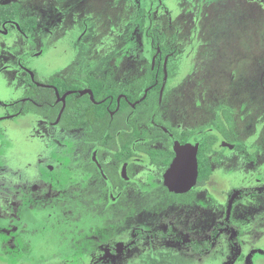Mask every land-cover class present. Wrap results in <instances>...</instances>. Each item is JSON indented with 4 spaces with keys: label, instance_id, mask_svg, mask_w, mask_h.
<instances>
[{
    "label": "rangeland",
    "instance_id": "374dc122",
    "mask_svg": "<svg viewBox=\"0 0 264 264\" xmlns=\"http://www.w3.org/2000/svg\"><path fill=\"white\" fill-rule=\"evenodd\" d=\"M124 1L132 2L0 0V18H5L2 5L20 4L18 20L7 23L9 29L0 24V264H97L104 257L109 264H264V177L238 164L223 167L214 161L211 185H197L185 195L167 191L159 173L143 174L138 192L116 206L109 200L102 203V219L92 218L96 224L80 226L79 231L67 226L65 216L89 217L98 202L86 197H78L79 202L68 197L38 203L10 199L26 190L28 182H37L30 146L36 155L45 154L42 145L65 137L63 130H55L35 112L9 126L11 120L5 116L14 113V98L39 89L28 88L27 72L42 83L71 78L113 65L115 51V63L135 70L137 64L128 57L130 51L140 50L141 32L137 26L127 32L124 24L133 25L134 11ZM134 1L139 7L146 2ZM246 2L250 3L242 8L217 6L202 12L205 21L196 31L188 13L185 34L194 35L195 42L189 41L187 51L176 58L178 70L166 74L160 101L175 109L173 116L182 127L191 125L193 114L201 123L216 108L229 107L244 137L259 147L258 164L264 167V7L251 4L264 0ZM152 11L156 17L160 8ZM31 16L37 19L34 31L19 32L17 25ZM215 27L219 40L227 36L230 41L213 48L208 32ZM11 186L18 188L17 194ZM69 189L74 192L72 185ZM160 219L190 241L180 246L154 234L160 233ZM230 227L242 233L230 237ZM70 235L75 236L74 245ZM203 241L209 244L204 247Z\"/></svg>",
    "mask_w": 264,
    "mask_h": 264
},
{
    "label": "flooded vegetation",
    "instance_id": "af4514ba",
    "mask_svg": "<svg viewBox=\"0 0 264 264\" xmlns=\"http://www.w3.org/2000/svg\"><path fill=\"white\" fill-rule=\"evenodd\" d=\"M124 2L134 11L130 20V24L133 25L124 24L127 32H132L135 26L141 32L140 50L130 51L131 56L128 57L137 64L135 70L130 71L129 68L115 63L119 54L115 51L111 57L113 65L97 67L71 78H54L42 83L33 73L27 72L24 80L28 88L38 87L43 92L37 89V93L34 94L26 90L22 97L14 98L15 100L11 102L10 109L14 108V113L5 116L8 117L7 120H11L9 124L11 126L16 119L25 121V117H32L35 112V115H39L55 130L64 131L63 140L53 143L54 145L51 143L42 145L45 154L36 155L34 147L30 146V152L35 158L33 162L37 182L31 179L32 182L27 183L29 186L26 190L23 189L18 196H10V199L23 197L24 201L31 199L33 203H38L68 197L79 202L78 197H86L98 202L97 211H90L89 217H70V214L65 216L68 220L67 226H74L78 231L81 230L80 226L95 225L92 218L98 221L102 219L101 211L108 200L111 206H116L127 201L131 194L138 192L143 174L159 173L166 190L180 195L190 193L197 185H211L210 176L214 161L223 167L226 165L235 167L238 164L244 169L247 167V171L256 172L264 177V167L258 164L259 147L247 141L240 131L237 116L229 107L224 105L216 108L212 116L204 117L201 123H197V115L193 114L190 118L191 125L182 127L184 125H179L173 116L175 109L160 101V96L167 87L166 74L169 71L173 74L178 70L176 58L187 51L189 41L195 42L192 41L194 35L185 34L187 29L184 28V20L190 18L188 13L193 15V18H190L191 28L196 31L205 21L202 12L217 6L236 5L242 8L250 2L146 0L142 7L134 0L130 3ZM134 3L139 8H135ZM251 4L264 7V4L256 2ZM155 6L156 9L160 8V13L156 17L155 11H152ZM2 14L5 18H0V24L7 29H9L7 23L18 20L7 15L4 10ZM21 22L16 27L19 32L34 31L26 29ZM217 28L208 32L211 40L209 45L213 48L218 47L223 40L230 41L228 39L230 37L227 36L219 40L215 35ZM112 66L116 68H111ZM118 80L126 82L123 84ZM176 81L175 79L171 87ZM47 93H51L49 97ZM175 142L198 145L197 179L190 190L182 193L170 191L163 181V174L175 156ZM203 147L209 165V171L206 173L200 171L199 159ZM21 153L26 157L24 151ZM1 166L0 161V168ZM70 185L73 186L74 192L69 189ZM11 187H14L13 192L17 194L18 188ZM52 187L54 188L51 189ZM92 187H97L93 193L89 192V188ZM158 224L160 233L154 234L161 235V239L165 241L172 239L168 243L176 242L182 246L183 243L187 244L190 241L186 234L179 237L175 227L167 224L166 220L160 219ZM230 230L232 234L230 237H235L240 235L243 229L239 231L230 227ZM67 233L70 234L68 231ZM142 234L144 238L146 233L142 231ZM70 236L72 237L70 244L74 245L72 240L75 236ZM201 244L206 247L209 241H203ZM195 253L198 255V252ZM108 260L104 257L97 260V264H109ZM144 264L156 263L144 261Z\"/></svg>",
    "mask_w": 264,
    "mask_h": 264
},
{
    "label": "water",
    "instance_id": "95a60500",
    "mask_svg": "<svg viewBox=\"0 0 264 264\" xmlns=\"http://www.w3.org/2000/svg\"><path fill=\"white\" fill-rule=\"evenodd\" d=\"M197 149L198 145L175 142V156L163 174L164 184L170 191L182 193L194 186L198 174Z\"/></svg>",
    "mask_w": 264,
    "mask_h": 264
},
{
    "label": "trees",
    "instance_id": "16d2710c",
    "mask_svg": "<svg viewBox=\"0 0 264 264\" xmlns=\"http://www.w3.org/2000/svg\"><path fill=\"white\" fill-rule=\"evenodd\" d=\"M19 7H20L19 3H13L11 6H9V5L3 6V8L6 10L7 13L10 14V16L12 18L17 17ZM24 23H25L26 29H34V27L37 23V19H35L34 16H31V17L25 19ZM199 162H200V171L202 173L208 172L209 171V165H208V161H207V157H206V150L204 149V147H203V149H201ZM166 164H168V161H166Z\"/></svg>",
    "mask_w": 264,
    "mask_h": 264
}]
</instances>
